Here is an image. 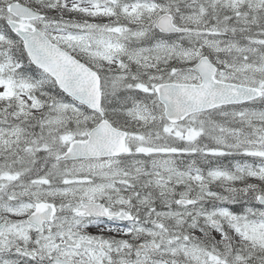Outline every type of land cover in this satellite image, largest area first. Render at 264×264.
I'll return each mask as SVG.
<instances>
[{"label":"snow or ice","instance_id":"1","mask_svg":"<svg viewBox=\"0 0 264 264\" xmlns=\"http://www.w3.org/2000/svg\"><path fill=\"white\" fill-rule=\"evenodd\" d=\"M0 264H264V0H0Z\"/></svg>","mask_w":264,"mask_h":264},{"label":"trees","instance_id":"2","mask_svg":"<svg viewBox=\"0 0 264 264\" xmlns=\"http://www.w3.org/2000/svg\"><path fill=\"white\" fill-rule=\"evenodd\" d=\"M219 163L227 166L231 163V160H230V158H219Z\"/></svg>","mask_w":264,"mask_h":264},{"label":"rangeland","instance_id":"3","mask_svg":"<svg viewBox=\"0 0 264 264\" xmlns=\"http://www.w3.org/2000/svg\"><path fill=\"white\" fill-rule=\"evenodd\" d=\"M89 231H90V232H95L96 229H94V228H90Z\"/></svg>","mask_w":264,"mask_h":264}]
</instances>
